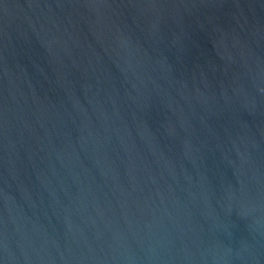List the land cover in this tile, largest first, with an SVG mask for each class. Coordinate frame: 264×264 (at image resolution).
Here are the masks:
<instances>
[{"label": "water", "instance_id": "obj_1", "mask_svg": "<svg viewBox=\"0 0 264 264\" xmlns=\"http://www.w3.org/2000/svg\"><path fill=\"white\" fill-rule=\"evenodd\" d=\"M0 264H264V0H0Z\"/></svg>", "mask_w": 264, "mask_h": 264}]
</instances>
